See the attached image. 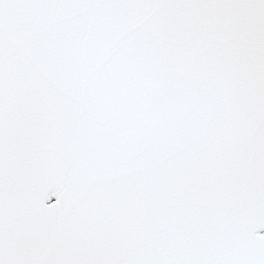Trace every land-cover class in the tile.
Masks as SVG:
<instances>
[{
  "label": "snow or ice",
  "instance_id": "1",
  "mask_svg": "<svg viewBox=\"0 0 264 264\" xmlns=\"http://www.w3.org/2000/svg\"><path fill=\"white\" fill-rule=\"evenodd\" d=\"M0 264H264V0H0Z\"/></svg>",
  "mask_w": 264,
  "mask_h": 264
}]
</instances>
